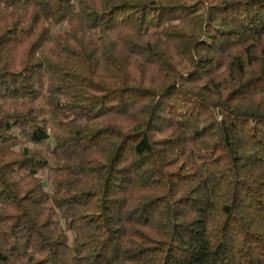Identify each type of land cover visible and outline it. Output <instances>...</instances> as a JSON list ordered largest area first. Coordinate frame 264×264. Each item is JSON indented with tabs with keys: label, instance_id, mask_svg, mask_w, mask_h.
<instances>
[{
	"label": "trees",
	"instance_id": "trees-1",
	"mask_svg": "<svg viewBox=\"0 0 264 264\" xmlns=\"http://www.w3.org/2000/svg\"><path fill=\"white\" fill-rule=\"evenodd\" d=\"M0 264H264V0H0Z\"/></svg>",
	"mask_w": 264,
	"mask_h": 264
},
{
	"label": "rangeland",
	"instance_id": "rangeland-1",
	"mask_svg": "<svg viewBox=\"0 0 264 264\" xmlns=\"http://www.w3.org/2000/svg\"><path fill=\"white\" fill-rule=\"evenodd\" d=\"M47 188V187H46Z\"/></svg>",
	"mask_w": 264,
	"mask_h": 264
}]
</instances>
